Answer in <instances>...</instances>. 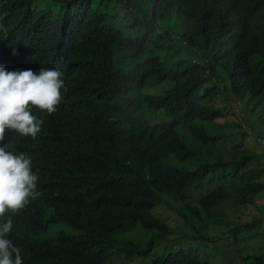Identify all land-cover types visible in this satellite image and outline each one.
<instances>
[{"label": "trees", "instance_id": "16d2710c", "mask_svg": "<svg viewBox=\"0 0 264 264\" xmlns=\"http://www.w3.org/2000/svg\"><path fill=\"white\" fill-rule=\"evenodd\" d=\"M47 1L0 0V62L55 65L67 89L59 111L31 108L43 121L35 139L9 131L3 142L31 157L39 177L41 195L0 218L13 220L8 238L23 264H105L116 251L126 260L148 256L155 239L177 230L153 213L157 202L180 216L183 236L206 238L202 230L228 223L215 208L264 192V155L239 145L241 158L226 162L215 154L222 136L213 134L226 116L216 107L221 94L261 103L264 0H50L56 10H44ZM166 83L164 94L149 92ZM143 108L169 119L127 130L121 113ZM261 213L223 234L261 226L264 205ZM61 222L80 234H45ZM138 224L154 231L144 250L120 236ZM150 264L215 262L182 249Z\"/></svg>", "mask_w": 264, "mask_h": 264}, {"label": "rangeland", "instance_id": "374dc122", "mask_svg": "<svg viewBox=\"0 0 264 264\" xmlns=\"http://www.w3.org/2000/svg\"><path fill=\"white\" fill-rule=\"evenodd\" d=\"M55 4L48 0L46 6L40 7L46 10L48 5ZM57 6L58 4L53 6L54 10H56ZM173 42L174 45L185 46L177 40ZM182 48L191 55L188 48ZM179 56L180 54L168 53L165 55V58L175 60ZM171 86L172 84L166 83L157 88L150 89L149 92L154 95H162ZM254 101L246 103L245 100L240 103L237 98L227 93V95L221 94L216 102V107L221 108L226 113V116L217 120L220 123L219 128L213 130V134L222 136V139L216 146L215 154L221 155L226 162L232 158H241L238 151L239 145H241L239 146L241 147V151L252 150L256 154L258 152L259 155H264V145L260 140V138L264 137V95L261 97L259 105H255ZM120 119L127 130H138L148 124L168 120L169 117L165 116L164 111L157 113L149 108H143L135 115L121 113ZM261 177H264V175ZM226 182H223V184L225 185ZM189 195L191 199H197L201 193L200 191L190 190ZM263 205L264 192H261L255 198L248 197L246 200H237L235 202L224 201L214 210L216 215L222 211L227 215L224 223L228 222L229 226L228 223H222L224 225L219 227V229L218 225L213 229L202 230L199 235H208L206 238H189L182 234L187 228L182 227L183 221L180 216L173 210L165 211V207L168 208L169 206L157 202L153 213H159L162 217L176 225V232L168 240L155 239V247L148 256H138L133 260H126L121 251H116L105 264H150L155 258L163 257L182 249L191 250L199 257L213 261L215 264H253V257L255 255L264 256V222L261 225L262 227L258 225L238 235H231L232 233L227 235L223 234L222 231L228 232L229 228L233 230L240 226H245L254 217H263L261 213ZM260 227L262 229L261 233H259ZM79 230V228L61 222L48 228L45 234L54 239L57 238L60 231L80 234ZM153 234L154 231L145 230L138 224L135 229L124 231L120 236L126 239L130 238L137 243V246H140L141 250H144L143 246ZM193 234H195L194 231ZM247 255H250V258Z\"/></svg>", "mask_w": 264, "mask_h": 264}, {"label": "clouds", "instance_id": "9594fccd", "mask_svg": "<svg viewBox=\"0 0 264 264\" xmlns=\"http://www.w3.org/2000/svg\"><path fill=\"white\" fill-rule=\"evenodd\" d=\"M61 71L55 65L39 67L29 60L21 64L0 62V218L9 211L17 213L41 195L31 157L8 151L3 142L9 131L37 137L43 121L31 108L49 115L60 110L67 90ZM260 140L263 143L264 137ZM13 227L11 218L0 222V264H23L21 248L8 238Z\"/></svg>", "mask_w": 264, "mask_h": 264}, {"label": "built area", "instance_id": "2783aa9c", "mask_svg": "<svg viewBox=\"0 0 264 264\" xmlns=\"http://www.w3.org/2000/svg\"><path fill=\"white\" fill-rule=\"evenodd\" d=\"M263 143H264V140H263Z\"/></svg>", "mask_w": 264, "mask_h": 264}, {"label": "crops", "instance_id": "0c3cea01", "mask_svg": "<svg viewBox=\"0 0 264 264\" xmlns=\"http://www.w3.org/2000/svg\"><path fill=\"white\" fill-rule=\"evenodd\" d=\"M264 222V221H263Z\"/></svg>", "mask_w": 264, "mask_h": 264}]
</instances>
